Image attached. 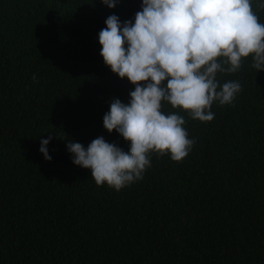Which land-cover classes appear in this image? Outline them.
Returning <instances> with one entry per match:
<instances>
[{"label":"trees","instance_id":"trees-1","mask_svg":"<svg viewBox=\"0 0 264 264\" xmlns=\"http://www.w3.org/2000/svg\"><path fill=\"white\" fill-rule=\"evenodd\" d=\"M141 5L0 0V264H264V70L251 55L217 73L241 91L213 102V120L162 102L195 141L182 161L151 153L120 191L73 163L69 141L130 150L103 117L135 85L104 63L98 34L112 14L134 22Z\"/></svg>","mask_w":264,"mask_h":264},{"label":"clouds","instance_id":"clouds-1","mask_svg":"<svg viewBox=\"0 0 264 264\" xmlns=\"http://www.w3.org/2000/svg\"><path fill=\"white\" fill-rule=\"evenodd\" d=\"M101 2L115 8L119 0ZM257 6L264 10V0ZM141 7L134 22L108 16L98 34L104 63L135 85L130 101L113 98L103 117L104 128L117 131L130 150L103 136L87 148L67 143L75 165L90 169L98 186L107 184L116 191L143 178L151 153L169 154L179 162L195 143L183 127L185 119L164 114L162 102L208 122L214 119V101L231 104L241 91L237 81L220 86L217 73L237 72L250 55L252 67L264 70V24L251 0H142ZM52 138L42 139L39 149L48 161Z\"/></svg>","mask_w":264,"mask_h":264}]
</instances>
